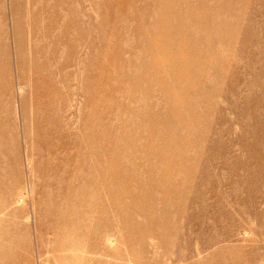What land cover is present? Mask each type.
Masks as SVG:
<instances>
[{"label":"rangeland","instance_id":"1","mask_svg":"<svg viewBox=\"0 0 264 264\" xmlns=\"http://www.w3.org/2000/svg\"><path fill=\"white\" fill-rule=\"evenodd\" d=\"M0 264H264V0H0Z\"/></svg>","mask_w":264,"mask_h":264}]
</instances>
